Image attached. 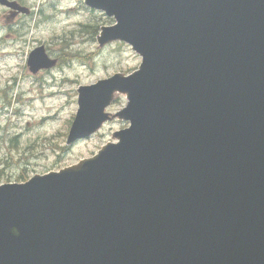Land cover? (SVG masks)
<instances>
[{
	"label": "water",
	"instance_id": "95a60500",
	"mask_svg": "<svg viewBox=\"0 0 264 264\" xmlns=\"http://www.w3.org/2000/svg\"><path fill=\"white\" fill-rule=\"evenodd\" d=\"M83 1L115 20L99 43L142 63L80 88L67 145L109 120L116 92L130 126L0 185V264H264V0ZM55 64L43 48L28 61Z\"/></svg>",
	"mask_w": 264,
	"mask_h": 264
},
{
	"label": "rangeland",
	"instance_id": "374dc122",
	"mask_svg": "<svg viewBox=\"0 0 264 264\" xmlns=\"http://www.w3.org/2000/svg\"><path fill=\"white\" fill-rule=\"evenodd\" d=\"M0 5V185L77 165L115 142L129 123L118 117L126 94H115L105 110L112 118L92 136L67 145L78 111L79 90L137 70L142 58L126 43L100 45L105 14L83 0H7ZM43 48L57 64L32 74V50ZM37 65L44 60L38 56Z\"/></svg>",
	"mask_w": 264,
	"mask_h": 264
}]
</instances>
